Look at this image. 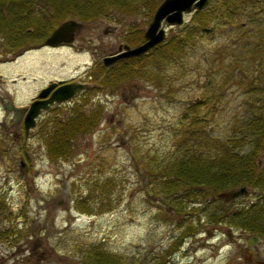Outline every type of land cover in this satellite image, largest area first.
I'll use <instances>...</instances> for the list:
<instances>
[{
	"label": "rangeland",
	"instance_id": "rangeland-1",
	"mask_svg": "<svg viewBox=\"0 0 264 264\" xmlns=\"http://www.w3.org/2000/svg\"><path fill=\"white\" fill-rule=\"evenodd\" d=\"M156 1L159 4L161 0ZM130 2V10L111 4L102 14L85 22L70 18L86 24L78 32L83 46L114 43L121 38L118 32L122 27L129 25L141 32L152 16L148 11L150 0ZM190 13L184 15L182 23L190 19ZM262 14L264 18V10ZM241 17L236 21L242 23L241 27L228 23L222 26L228 29L227 33L219 34L218 29L215 34L202 35L165 67L157 64L152 51L137 56L131 61L136 71H131L125 82H115L114 93L93 89L88 93L91 99L85 109L92 111L91 105L99 103L101 119L90 132H76L69 138L70 153L66 156L54 158L48 154V136L54 132L49 124L39 131L35 119L34 126L24 135L13 113L0 104V210L13 212L0 214V230L12 232L10 240L0 239V264H86L82 252L94 246L118 257L117 264H255L254 259L264 256V239L256 246H246L244 235H236L237 228L204 221L192 231L198 229L201 233L188 234L186 243L166 253L180 232L175 226L177 217L169 215L163 204L145 193L142 167L153 156L156 158L152 160L164 161L177 148L172 131L182 130L177 119L184 107L206 97L209 102L199 105L196 115L206 114L211 104V113L204 115L206 129L227 133L235 119L241 120L250 113L248 107L252 103L259 104L253 98L264 97V43L260 42L258 49L251 47L258 37L254 32L256 38L248 33L252 25L245 24V16ZM161 25L167 33L171 32L164 22ZM261 25L264 27V20ZM107 26L114 33L104 34ZM175 27L170 29L174 31ZM224 37L232 43L228 49L232 48L237 56L238 50L245 49L254 57L249 58L248 53L241 58L239 68L221 69L213 76L211 86L204 87V74L210 70L209 57L217 46L226 48ZM239 38L248 41L241 45ZM33 46L14 58L10 53L0 54L1 61L7 59L0 62V97L23 108L40 86L74 74L77 79L91 60L89 56L76 55L72 47L59 48L39 60ZM145 56H150L148 62ZM153 72L161 79L158 85L146 79V74ZM243 73L246 78L258 76L254 80L256 91H244L245 84L240 81ZM216 84L222 87L217 88L220 95ZM122 86L127 90L120 92ZM129 90L136 94L131 97ZM69 111L52 109L39 124L54 117L65 118ZM260 157H264V150ZM20 159L26 167L21 171ZM245 187L250 191L235 198L233 205H245L259 198L257 190ZM208 197L213 201L219 193ZM227 227L231 228L233 242L225 236ZM204 229L212 233L206 234ZM16 235L18 238L14 239ZM258 250L261 255L256 254Z\"/></svg>",
	"mask_w": 264,
	"mask_h": 264
},
{
	"label": "trees",
	"instance_id": "trees-1",
	"mask_svg": "<svg viewBox=\"0 0 264 264\" xmlns=\"http://www.w3.org/2000/svg\"><path fill=\"white\" fill-rule=\"evenodd\" d=\"M111 4H116L121 10L133 8L130 0H0V54L10 53L15 56L26 47L35 46L58 22L72 17L85 22L102 14L105 7ZM157 4L156 0H150V14ZM263 10L261 0H207L202 8L190 13L188 21L167 33L165 39L153 46L151 51L154 52V57H157V64L165 67L177 60L179 53L186 46L195 45L202 35L215 34L218 29L219 34L227 33L228 29L222 26L228 23L236 24L241 16H245V24L251 23L252 28L248 33L253 36L254 32L258 37L253 36L257 40H254L251 47L256 46L258 49L260 42L264 43V27L261 25L264 20ZM241 24L237 22L236 27H241ZM225 38V50L221 45L217 46L214 54L209 57L210 70L204 74V87L211 86L213 76L221 73V69L239 68L241 58L248 53L249 58L254 57L253 52L245 49L238 50L237 56L231 51L232 48L228 49L232 43L227 42ZM140 40L142 37L139 31L135 43ZM245 41L248 39H238L241 45ZM146 76L156 85L161 82L155 72ZM123 77L120 76V80ZM246 77L244 74L240 80L245 84L244 91H256L258 87L254 80H257L258 76ZM95 79L97 80L94 77L93 81ZM220 86L216 84L215 88H222ZM217 90L220 95L219 89ZM253 99L259 101V104L252 103L248 107L250 113L241 120L235 119L230 132L227 133L206 129L204 115L208 117L209 111L211 113V104L206 114L196 115L197 107L209 102L206 97L184 107L177 119L182 130L176 131L174 128L175 131H172L177 148L173 149L164 161L152 160L156 158L153 156L142 166L146 180L145 193L152 200L163 204L169 215L173 213V216L177 217L175 226L180 228V232L168 245L166 253L179 246L183 237L203 223L235 227L264 239V157H259L264 148V97L261 100ZM74 108H71L65 118L54 117L42 122V128L45 129L49 124L48 127L54 130L48 136L51 140L48 144V154L51 157L68 155L69 138L76 132H90L101 119L99 108L89 110L90 112ZM212 117L211 114L210 118ZM179 144L181 146H178ZM257 158L261 161L259 166ZM238 185H247L257 190L259 198L248 204L235 206L234 200L225 201L222 197H217L212 201V198L208 197L210 194L217 195L222 191L237 188ZM0 214L7 216L11 215V212L2 213L0 210ZM179 215H182V218ZM11 233L5 228L1 229L0 239L10 240L8 238ZM17 238L18 235L14 239ZM82 261L86 264H117L119 258L94 246L84 249Z\"/></svg>",
	"mask_w": 264,
	"mask_h": 264
},
{
	"label": "flooded vegetation",
	"instance_id": "flooded-vegetation-1",
	"mask_svg": "<svg viewBox=\"0 0 264 264\" xmlns=\"http://www.w3.org/2000/svg\"><path fill=\"white\" fill-rule=\"evenodd\" d=\"M66 19H70V18H66ZM66 19H64V20H66ZM60 22H58L56 25H58ZM56 25L53 27V29L56 27ZM83 25H86V24H82V26ZM82 26L74 32L73 38L69 42H67L65 40H61L60 42H58L56 44H52V45L44 44V42H43L44 39L53 30L52 29L47 35H45L42 38V40L40 42L36 43V46L34 47L36 49V53H37L36 55H38L36 57H40V59L38 58L39 60H41V57H43L49 53L52 54L57 49L64 48V47H68V48L72 47L74 49L73 52L76 55L83 56V57L89 56L91 59L90 61H88V63L85 64V67L80 71L81 75L79 77H77V79L75 77L77 74L70 75L69 77L55 78V79H52L51 81H48L46 84L40 86L36 90V95L34 97H32L30 101H32L33 99L36 98L37 100L42 102V101H45L49 97L50 93L57 86H59L61 84H65V83H69V82H76V83L83 84V88H81L80 90L75 92L72 96L65 98V99H62V100H59V101H53L51 103H47L45 107H43V108L41 107L39 109V111L36 115V123H37L36 125L39 127L38 128L39 131L42 129V125L39 124V122L41 120H43L44 118H46L44 116L48 112H50L52 109H55V110H58V109L71 110L72 107H75L78 110H83L84 112L85 111L88 112L89 110L87 111L85 109V107L87 106V103L88 102L90 103V99H91L90 98L91 96H89L90 94H88V93H90L95 88L97 89V91L100 89H105V91L110 93V94L114 93L113 87H115L117 84V83L115 84V82L120 80V76L123 75L124 77L118 83H121L124 80V78H126L128 75H130L131 71H134V72L136 71L137 68L135 65L131 66V61L137 60V59H135V57H137L139 55L141 56L143 54L144 55L145 54L146 55L151 54V48L152 47L149 48L146 52H142L139 55L123 56V57L116 59L114 62H111L109 64H105L104 61H108L105 58L111 57L115 54H118V53L124 51L125 45L128 46L129 48H132L134 46L141 44L144 41L143 32H144L146 26L141 30L142 40H140L137 43H135L136 32L139 33L140 30L138 31L133 25H129L128 28H126V29L122 27L121 31L118 32V33H120L121 38L117 39L116 42L111 43L110 41H108L104 44L101 43L100 45H95V47L92 45L89 46L88 44L83 46L85 43L82 39H79V33H78L79 30L82 28ZM167 28L169 29V31L172 30V29H170L171 27H167ZM114 31H113V28L107 26L106 28H104V30L102 32L104 34L105 33L111 34V33H114ZM166 35H167V32H166ZM66 36H67V34H63V37H66ZM20 54H21V52L16 54L12 58H14ZM146 57L147 56H145L144 59H147V62H148L149 61L148 59L150 56H148V58H146ZM44 58H46V57H44ZM4 61H7V59L2 60V61L0 60V62H4ZM37 62L38 61L36 59V64H38ZM115 71H116V73H115ZM94 77H96L97 80L95 79V81H93ZM146 79H148V81H150L151 78L150 79L146 78ZM123 82H125V81H123ZM51 83H54V84L47 91H45V95L42 97H39L38 94L42 90H44L47 86H49V84H51ZM106 88L108 90H106ZM124 88L125 87L122 86L120 92L122 90H127ZM130 93H131V95H130L131 97L136 94V92H134V91H130ZM259 100H261V98H259ZM30 101H29V103H30ZM9 102H11L13 106L20 108L18 120H16V118H15V115H16L15 112L13 110H10V111L13 113L14 120L16 122L19 121L18 123H19V125H21L22 131L24 134L23 115L25 114L27 107L23 108L21 106H16V105H14V103L11 99L5 98V100H4L2 97H0V104H1L3 109H4V105H8ZM91 107H92L91 110H93V109H98L99 107H101V105L99 103H97L96 106L92 104ZM101 109H102V107H101ZM99 110H100V108H99ZM263 150H264V148H263ZM260 164H261V161L259 158H257V165L259 166ZM25 168H26L25 162L23 161V159H20L18 162V170L21 171ZM232 200H235V198ZM9 210L11 211V208H9ZM11 213H13V212L11 211ZM13 215H16V214H13ZM229 230H231V228L227 227V231L225 233V236L229 239L230 242H233L234 236L231 234V232H229ZM200 231H202V230L196 229L193 233L191 232L192 233L191 235L197 236L199 233H201ZM203 232L206 234L212 233V232L208 231L207 229H204ZM236 235H238V237L244 235L243 238H244L246 246H251V245L256 246L257 242H259V240H262L254 234H250V233L244 232V231L239 230V229H238V233ZM253 236H255V239H253ZM185 237H183L181 239L180 244L187 242L186 239L184 240ZM263 248H264V246H263ZM257 253H259V255H261L259 250L256 251V254ZM260 257L261 258L258 260L257 259L253 260L255 264H264V256H260Z\"/></svg>",
	"mask_w": 264,
	"mask_h": 264
},
{
	"label": "water",
	"instance_id": "water-1",
	"mask_svg": "<svg viewBox=\"0 0 264 264\" xmlns=\"http://www.w3.org/2000/svg\"><path fill=\"white\" fill-rule=\"evenodd\" d=\"M206 1L207 0H161L153 11L151 19L143 32L144 41L132 48L125 45L124 51L105 58L108 60L104 61L105 64L114 62L116 59L123 56L139 55L142 52H145L147 49L164 39L165 30L161 25L162 22L170 26L179 25L182 23L184 15L190 13L192 10L200 9ZM81 26L82 24L74 19L63 20L46 36L43 42L47 45L56 44L61 40L69 42L72 40L74 32ZM63 34H67V36L63 37ZM53 84L54 83L49 84V86L42 90L38 96H44L45 91H47ZM81 88H83V84L76 82L61 84L50 93L45 101L41 102L36 98L30 101L25 114L23 115L24 135H26L28 130L34 126L36 115L41 107H45L47 103L68 98ZM4 109L7 111L13 110L16 114L15 118L18 120L20 112L19 107H15L9 102L8 105H4ZM249 191L250 190L245 186H239L237 188L222 191L219 193V196L223 197L224 200H231L239 195L246 194ZM253 239H255V236H253Z\"/></svg>",
	"mask_w": 264,
	"mask_h": 264
}]
</instances>
